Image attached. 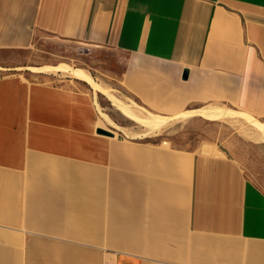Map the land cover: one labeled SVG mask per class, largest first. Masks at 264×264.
Here are the masks:
<instances>
[{
	"label": "crops",
	"instance_id": "obj_1",
	"mask_svg": "<svg viewBox=\"0 0 264 264\" xmlns=\"http://www.w3.org/2000/svg\"><path fill=\"white\" fill-rule=\"evenodd\" d=\"M37 33L126 52L148 106L163 88L173 112L264 117V0H0V48ZM100 127L88 93L0 76V264H264V190L236 160Z\"/></svg>",
	"mask_w": 264,
	"mask_h": 264
},
{
	"label": "rangeland",
	"instance_id": "obj_2",
	"mask_svg": "<svg viewBox=\"0 0 264 264\" xmlns=\"http://www.w3.org/2000/svg\"><path fill=\"white\" fill-rule=\"evenodd\" d=\"M127 58L126 52L111 47L82 41L63 40L37 33L32 44L27 48H0V76L18 75L30 80L45 79L84 91L92 97L98 112L100 128L112 132L113 136L151 144H163L188 151L223 152L236 160L243 168L244 173L264 190V142L255 133L253 125L242 117H238L237 114L249 113L263 124L264 117L222 102L203 104L202 106L191 104L182 111L173 112L178 99H171L170 101L175 103L167 106V102H164L166 97L163 95V88L156 90V94L159 96L157 101L160 103L148 106L120 82ZM62 63L75 69L86 70L97 83L109 88L108 90L122 102L136 105L135 112L142 117H148L149 113L173 116L180 112L198 109L197 107H222L228 115L225 114V116L215 119H206L199 115L175 117L165 122V126L163 125L157 133L151 135L146 133L144 126L124 117L103 94L95 92L85 82L62 73L46 74L30 71V67L58 66ZM40 74L45 75L41 76ZM104 114L122 130H116L109 125L104 120ZM144 114L146 115L144 116ZM138 134L140 135L138 136ZM130 136H134V138Z\"/></svg>",
	"mask_w": 264,
	"mask_h": 264
},
{
	"label": "bare ground",
	"instance_id": "obj_3",
	"mask_svg": "<svg viewBox=\"0 0 264 264\" xmlns=\"http://www.w3.org/2000/svg\"><path fill=\"white\" fill-rule=\"evenodd\" d=\"M31 72H44V73H56L59 71L60 73L72 77L78 80H81L85 82L87 85H89L95 92H99L103 94L110 102L113 104L117 110L126 118L132 120L135 123H138L145 127L146 133H149L152 135V133H157L165 122L168 120L170 121L172 118L175 117H184V116H192V115H199L206 119H215L218 117H223L227 113L225 109L222 107H201L194 110H189L185 112L177 113L173 116H163L159 114L149 113L148 117H142L139 114H136V109L134 107L136 105L134 104H128L122 102L120 99H118L115 95H113L106 87L101 86L99 83H97L93 77L88 73L86 70L83 69H75L67 64H59L58 66H50V65H44L41 67H30ZM93 91V93H95ZM132 103V102H131ZM139 111V110H138ZM140 113V111H139ZM146 114H144L145 116ZM228 115V114H226ZM238 117H242V119H245L250 122V124L253 125V128L255 129V133H257V136L264 142V124L253 118L249 113L241 112L237 114ZM104 120L111 125L114 129L121 131L122 128L116 125L106 114L103 115ZM167 124V123H166ZM165 126V125H164ZM257 131V132H256ZM124 133V132H123ZM129 133V132H128ZM134 134V133H131ZM153 134V136H154ZM128 135V134H127ZM136 135V134H134ZM140 134H138L139 136ZM144 135V134H142ZM137 136V135H136ZM146 136V135H145ZM150 136V135H148ZM131 138H134V136H130Z\"/></svg>",
	"mask_w": 264,
	"mask_h": 264
},
{
	"label": "water",
	"instance_id": "obj_4",
	"mask_svg": "<svg viewBox=\"0 0 264 264\" xmlns=\"http://www.w3.org/2000/svg\"><path fill=\"white\" fill-rule=\"evenodd\" d=\"M182 77H183V79H186V77H187V71L186 70L184 71ZM96 132L99 133V134H102V135H106V136H113V133L112 132H109V131L104 130L102 128H98L96 130Z\"/></svg>",
	"mask_w": 264,
	"mask_h": 264
}]
</instances>
